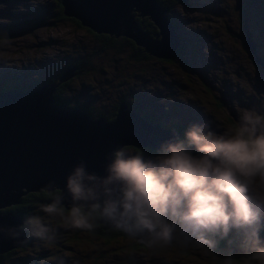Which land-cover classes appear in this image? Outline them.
<instances>
[{
    "label": "clouds",
    "instance_id": "clouds-1",
    "mask_svg": "<svg viewBox=\"0 0 264 264\" xmlns=\"http://www.w3.org/2000/svg\"><path fill=\"white\" fill-rule=\"evenodd\" d=\"M105 161L101 175L80 160L66 176L67 202L50 182L43 215L0 226V234L18 241L26 233L52 245L60 235L55 222L87 234L105 227L153 252L200 249L213 255L215 237L235 230L243 256L220 264H264V113L257 108L242 109L219 133L207 122L190 123L183 137L173 131L154 157L120 146Z\"/></svg>",
    "mask_w": 264,
    "mask_h": 264
},
{
    "label": "rangeland",
    "instance_id": "rangeland-1",
    "mask_svg": "<svg viewBox=\"0 0 264 264\" xmlns=\"http://www.w3.org/2000/svg\"><path fill=\"white\" fill-rule=\"evenodd\" d=\"M154 1L157 8H162L164 16L167 12L170 14L173 30L168 32L172 40L174 33L177 38L170 52L175 50L179 41L183 52L175 55L169 63L160 62L156 60L157 56L149 54L151 59L146 60L147 62L133 63L127 69L130 72L126 73V76L131 81L138 80V87L135 83L127 86L145 93L147 99H140L139 103L142 111L151 117V122L165 126L168 130L180 128L184 121L186 127L193 122H207L212 130L219 133L238 119L229 111H234L233 115L237 117L242 109L253 107L264 113V23L258 12L261 0ZM32 2L0 0V12L3 9L7 11L4 17L0 16V85L21 86V79L46 72L47 66L56 59L61 56L66 58L63 54L65 48L75 49L80 46L82 50H89L90 55L94 52L83 68L92 74L87 76L88 73L82 71L78 77L76 75L71 80V84L75 81L87 84L90 89L88 92L96 95L95 101L106 100L112 106L115 98L113 95L119 88V85L113 82L114 77L125 69L123 65L127 61L132 60L126 58L130 53L128 47L124 50L117 41L120 39L115 38L120 34H109L116 40L113 46L96 53L97 42L92 40V35L86 33L87 27L77 28L73 22L68 21H40L39 18L45 15L43 8L50 12L49 0H35L42 3L43 7L35 9L29 5ZM141 17L151 24L147 15ZM5 22L8 24L3 25ZM247 32V37L254 35L252 40L255 46L250 44L252 50H242L238 45L242 35L247 40ZM145 35L153 42L160 39L157 27L152 24L151 30L145 32ZM256 56L259 63L254 61ZM102 65L107 69L108 80L101 74ZM139 67H143V72L137 73ZM71 76L72 72L69 74V77ZM29 81L25 80L23 83ZM154 97L160 105L158 110L152 105L154 101L151 103V98ZM107 107L103 112L108 113ZM182 109L189 112L188 117L183 116ZM7 206H0V210ZM81 238L84 240L87 237ZM87 239L91 244L92 239ZM76 240L78 244H83L82 241ZM35 242L36 245L41 243L37 240ZM53 245L65 252H57L56 249L46 251V245L41 248L56 264L61 261L63 264H78L73 252L77 245L68 246L58 242ZM174 250L178 249L153 252L143 247L135 253L136 257L133 259H129V254L124 252H118V257H111L117 264H206L201 255L195 254L196 251L181 255L174 253ZM228 250L236 259L240 260L243 256L242 250L236 245L228 247ZM46 261L45 264L53 263ZM106 262L110 263V260Z\"/></svg>",
    "mask_w": 264,
    "mask_h": 264
},
{
    "label": "water",
    "instance_id": "water-1",
    "mask_svg": "<svg viewBox=\"0 0 264 264\" xmlns=\"http://www.w3.org/2000/svg\"><path fill=\"white\" fill-rule=\"evenodd\" d=\"M61 13L76 18L95 32L129 37L151 55L165 58L175 46L173 30L162 8L154 0H59ZM160 11V12H159ZM132 13L147 15L160 39L150 41ZM264 19V16H263ZM243 38V45L250 49ZM259 63L257 56L254 58ZM71 68L55 82L25 89L0 90V206L16 203L26 191L45 192L54 182L59 194L65 191L66 176L80 160L90 172L104 174L105 156L122 144L159 148L173 131L148 122L137 111L118 104L111 120L90 118L79 108L51 104L55 85L69 77ZM22 219L9 211L0 213V226H19ZM105 227H102L104 229ZM0 234V253L18 245Z\"/></svg>",
    "mask_w": 264,
    "mask_h": 264
},
{
    "label": "trees",
    "instance_id": "trees-1",
    "mask_svg": "<svg viewBox=\"0 0 264 264\" xmlns=\"http://www.w3.org/2000/svg\"><path fill=\"white\" fill-rule=\"evenodd\" d=\"M21 2H24L25 0H20ZM31 4L32 8H39L42 6V3L35 2V0ZM258 1V0H254ZM171 2V0H170ZM258 3V2H256ZM255 3V4H256ZM47 4V3H46ZM253 4V6L255 5ZM49 9L50 12H48L47 9L43 8L45 15L41 18H39L40 21L47 20L49 22H59V21H68L73 22L74 25L77 28H82L83 25L79 24L78 20L72 16H65L61 13V5L59 3V0H49ZM165 8V7H164ZM258 12L260 13V19L262 20V23H264V0H261V3H259V9ZM7 11L1 10L0 16L4 17ZM165 19L170 21V14L168 12L165 14ZM133 19L135 20L136 24L140 28V30H144L145 32H149L151 30V24L146 22L144 18L141 16L135 15V13H132ZM68 17V18H67ZM8 24L7 22L3 23ZM170 24L173 27V24L170 21ZM1 27V24H0ZM84 27V26H83ZM86 33L89 35H92V40L97 42V51L96 53H99L101 49H105L106 47H112L113 42L116 41L115 38H119L120 40H117L122 47L126 48L128 47L130 53L126 58H131L132 60L127 61L123 66H125V69L123 71H119L116 73L113 82L118 84L119 88L117 93H114L113 97V105L110 106L109 103L106 100H102L100 102H97L94 100L96 98L95 94H91L88 92L87 84H80V81H75L74 84H71V80L77 75V77L82 73V71L88 73L87 76L91 75L92 72L88 70H84L88 59L90 56L94 54V52H91V55L89 53V50L85 49L82 50V48L79 46L75 49H64V57H60L56 59L54 62H52L50 65L47 66V71L40 73L34 77L28 78V79H21L20 83L23 85L16 86L13 84H9L7 86L0 85V90H6V89H25L30 86L35 85H42L50 82H55L56 78L59 74L65 72L67 69L71 68L72 70V76L66 78L63 81L58 82L52 93H51V104L57 105L62 108H79L83 110L90 118H97V117H103L105 120H111L112 117L115 115L116 108L118 107V104L120 102L124 103L125 108L132 109L134 111H137L139 116L143 117L145 120H147L150 123L151 117L147 113H144L142 111V107L140 106L139 100L140 99H147L145 97V93L138 90L133 89V87L129 88L127 85L135 83L136 87L138 80L131 81L127 76L126 73L129 74L130 71L127 69L129 66L133 63H145L151 57L148 53H146L142 47L135 44L132 39L129 37H125L123 35H120L118 37H111L109 36V33L106 32H95L88 27L85 28ZM175 34V33H174ZM243 34V32H242ZM113 36V35H112ZM176 36V35H175ZM177 39V38H176ZM78 41V40H77ZM239 47L244 50L246 49L243 45V35L240 40H238ZM180 41L177 47L173 52H170L165 58L158 57V61L160 62H170L173 60V57L175 55H178V53H182L183 51L180 49ZM125 58V61H126ZM183 58V57H182ZM147 60V61H146ZM134 61V62H133ZM142 66V65H141ZM187 66V65H186ZM102 68V75L105 76V78L108 80L107 69L102 65L100 66ZM143 72V67H139L137 69V73ZM151 76L154 78V75L151 74ZM25 80H30L27 83H23ZM108 85V83L106 84ZM133 85V84H132ZM154 101L153 107L158 110L160 105H158V100L154 98H151V103ZM147 103V102H146ZM97 104V105H96ZM95 106V107H94ZM108 106V107H107ZM109 109L108 113L103 112V109L106 108ZM183 116L188 117L189 112L186 111V109H182ZM232 116L237 119V115ZM231 117V116H230ZM233 117L232 120H233ZM186 121H184V124H180V128H175V131L177 134H179L181 137H183V132L186 128L185 126ZM160 126V124H158ZM161 127V126H160ZM165 127V126H164ZM171 131V130H170ZM121 146H125L128 148L129 151L134 150H143L144 155L146 158H150L152 156L156 155V150L158 148H150L148 146H140V145H131V144H122ZM56 192H59V189L55 188ZM49 196L50 193L48 191H44L41 188H38L37 191H26L24 194L19 195L17 198L16 203L10 204L4 209L0 210L2 212L9 211L12 214L18 215L22 219L21 225L27 216L31 215H43V213L40 212V207L42 204L49 202ZM19 201V202H18ZM18 202V204H17ZM53 226L58 229V232L60 235L58 236L57 242L59 244L66 243L68 246L70 244H75L78 247L75 249L74 252V258H76V261L78 264H117V261H115L113 258L118 257V252H124L127 254L131 253H137L138 250L143 249L144 246L137 245V244H131L129 241L120 233L110 231L107 228L102 229L100 227L95 234H87V233H81L79 231H70L66 230L63 227L59 226L55 222H53ZM260 238L264 240V229L262 228L260 233ZM81 237H87L89 239H92V243L90 244L88 242L87 238H84V240ZM80 240L83 242L82 245L77 243V240ZM216 239V246L214 249H212V254H205L200 249H186V250H174V253L181 254V255H189L191 252H197L195 254L201 255L205 259L206 264H220V261H223L225 258L231 256L233 259H235L237 262H239V259H236L231 251L228 250V247L236 245L237 248L242 250L239 247L240 244V237L236 233L235 230L230 231L229 235L225 238L215 237ZM228 242H232L231 244H226ZM90 244V245H89ZM46 244L43 243H37L35 240L27 239V234L24 233L19 239L18 245L15 247H12L10 249H7L0 253V264H45L53 262L52 264H56L50 257V255L42 250V246H45ZM48 246L46 251H50L51 249L53 251L57 252H65L64 250H61L59 247L52 245H46ZM90 246H92V249H90ZM56 249V250H55ZM41 250V251H40ZM55 252V253H57ZM164 252V251H163ZM195 254H192L193 256ZM109 257H106V256ZM113 256V258L111 257ZM115 256V257H114ZM32 258L31 260H29ZM177 258V257H176ZM178 259V258H177ZM241 259V258H240ZM107 260H110V263L106 262ZM178 262H180L178 260Z\"/></svg>",
    "mask_w": 264,
    "mask_h": 264
},
{
    "label": "bare ground",
    "instance_id": "bare-ground-1",
    "mask_svg": "<svg viewBox=\"0 0 264 264\" xmlns=\"http://www.w3.org/2000/svg\"><path fill=\"white\" fill-rule=\"evenodd\" d=\"M68 18V17H67ZM245 32V31H244ZM248 33V32H247ZM249 35V33L248 34H246V37ZM247 40H248V42L250 41V43L253 45V46H255V44L252 42V40H251V36H249V37H247ZM140 115V114H139ZM143 118V117H142ZM172 131V130H171ZM19 202V201H18ZM18 202H17V204H18Z\"/></svg>",
    "mask_w": 264,
    "mask_h": 264
},
{
    "label": "flooded vegetation",
    "instance_id": "flooded-vegetation-1",
    "mask_svg": "<svg viewBox=\"0 0 264 264\" xmlns=\"http://www.w3.org/2000/svg\"><path fill=\"white\" fill-rule=\"evenodd\" d=\"M254 38V35H251V40ZM252 42L255 44V42L252 40ZM234 89V88H233ZM235 90H238L237 88H235ZM237 94V93H236Z\"/></svg>",
    "mask_w": 264,
    "mask_h": 264
}]
</instances>
